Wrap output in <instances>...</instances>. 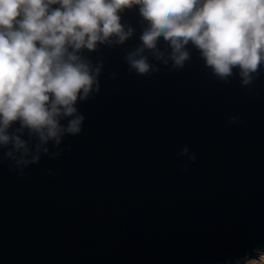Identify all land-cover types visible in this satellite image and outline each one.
Here are the masks:
<instances>
[{
	"label": "water",
	"instance_id": "95a60500",
	"mask_svg": "<svg viewBox=\"0 0 264 264\" xmlns=\"http://www.w3.org/2000/svg\"><path fill=\"white\" fill-rule=\"evenodd\" d=\"M125 19L139 32L136 12ZM102 52L71 155L27 178L0 168V264H223L264 247V76L254 98L206 77L195 52L151 78L130 75L120 48ZM186 144L197 161L183 171Z\"/></svg>",
	"mask_w": 264,
	"mask_h": 264
},
{
	"label": "clouds",
	"instance_id": "9594fccd",
	"mask_svg": "<svg viewBox=\"0 0 264 264\" xmlns=\"http://www.w3.org/2000/svg\"><path fill=\"white\" fill-rule=\"evenodd\" d=\"M128 12H136L139 32ZM105 47L120 48L130 75L148 78L162 66L183 70L195 52L206 77L238 79L255 98L264 76V0H0V168L27 178L45 156L71 155L64 141L84 130L79 105L101 93ZM238 122L228 116L229 125ZM176 155L183 171L197 161L187 144ZM223 264H264V247Z\"/></svg>",
	"mask_w": 264,
	"mask_h": 264
}]
</instances>
